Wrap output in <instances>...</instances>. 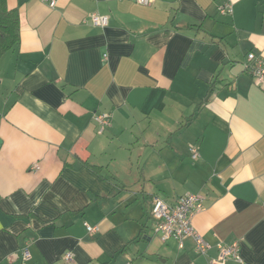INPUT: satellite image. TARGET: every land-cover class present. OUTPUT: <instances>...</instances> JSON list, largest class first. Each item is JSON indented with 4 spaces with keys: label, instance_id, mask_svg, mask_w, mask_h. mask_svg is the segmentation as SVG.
I'll return each instance as SVG.
<instances>
[{
    "label": "crops",
    "instance_id": "crops-1",
    "mask_svg": "<svg viewBox=\"0 0 264 264\" xmlns=\"http://www.w3.org/2000/svg\"><path fill=\"white\" fill-rule=\"evenodd\" d=\"M6 7L19 23L0 55V264H23V247L33 264H211L232 241L225 264H264V86L246 69L248 52L264 60V0ZM91 12L108 24L83 23ZM186 192L203 196L205 254L153 232L152 195Z\"/></svg>",
    "mask_w": 264,
    "mask_h": 264
},
{
    "label": "built area",
    "instance_id": "built-area-1",
    "mask_svg": "<svg viewBox=\"0 0 264 264\" xmlns=\"http://www.w3.org/2000/svg\"><path fill=\"white\" fill-rule=\"evenodd\" d=\"M49 7L56 5L57 0H43ZM141 5H151L154 0H131ZM221 13H230L232 11L230 3H224L218 7ZM108 15L98 12H91L88 17L82 20L83 23H90L94 26H106L108 24ZM246 69L252 78V82L257 86H264V60L250 51L246 54ZM93 118L98 123V132H101L109 124L110 114L100 112L93 114ZM190 157L195 159L199 156L198 147L191 145L189 147ZM37 169L38 164L32 165ZM204 208L203 196L199 193L186 192L177 197L173 203H168L158 195H152L150 206V217L153 221V232L161 241L173 238L178 246H183V240L191 237L194 241V248L197 253L205 254L212 244L199 235L192 226V216L197 211ZM88 232L97 231V226L84 223ZM217 254L210 259L211 264H225L226 260L232 258L240 260L239 244L237 241L230 243L218 242L215 244ZM23 264H33L30 262V252L27 247L20 251ZM65 260H71L72 255L66 252Z\"/></svg>",
    "mask_w": 264,
    "mask_h": 264
},
{
    "label": "trees",
    "instance_id": "trees-1",
    "mask_svg": "<svg viewBox=\"0 0 264 264\" xmlns=\"http://www.w3.org/2000/svg\"><path fill=\"white\" fill-rule=\"evenodd\" d=\"M18 13L8 10L6 0H0V55L18 41Z\"/></svg>",
    "mask_w": 264,
    "mask_h": 264
}]
</instances>
